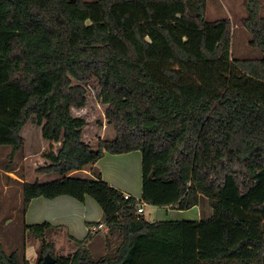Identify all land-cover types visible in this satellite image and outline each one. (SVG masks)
<instances>
[{"label": "trees", "instance_id": "trees-1", "mask_svg": "<svg viewBox=\"0 0 264 264\" xmlns=\"http://www.w3.org/2000/svg\"><path fill=\"white\" fill-rule=\"evenodd\" d=\"M260 58H233L228 18L206 20L207 0H0V146L23 144L34 120L43 139V183L21 182L22 215L33 198L92 197L107 227L106 252L79 241L55 256L47 221L25 224L40 240L30 262L19 250L0 264H264V20L243 0ZM99 87L111 139L83 140V108ZM141 153V197L100 172L74 175L105 152ZM205 197L199 220L146 221L138 202L187 210Z\"/></svg>", "mask_w": 264, "mask_h": 264}, {"label": "rangeland", "instance_id": "rangeland-1", "mask_svg": "<svg viewBox=\"0 0 264 264\" xmlns=\"http://www.w3.org/2000/svg\"><path fill=\"white\" fill-rule=\"evenodd\" d=\"M90 1V0H87ZM259 14L264 20V0H258ZM246 16L243 0H207L206 20L213 21L228 18L230 21V41L233 58H260L261 52L251 46L249 31L242 24ZM87 102L83 108L72 107V114L83 117L87 124L83 129V140L89 142L93 147L96 146L99 138L111 139L115 136L114 129L106 123L104 116L105 105L101 103L99 97V87L95 82L86 85ZM23 138L22 146L12 152L10 146H0V243L5 253L12 250H19L30 262H35L39 256L40 240L33 237L29 231H24L22 226L44 222V216L54 214L58 208V199L52 200L39 197L46 204L38 205V201H33L29 206L27 215H22V187L21 182L43 183L51 178H57L56 174H47L45 170L48 161L43 154L52 149L57 151L59 144L51 143L43 139L40 127L32 119L21 130ZM108 177L112 183L118 184L119 176L127 179L132 187L134 198L139 199L141 190V153L131 151L121 154L104 153V156L95 165ZM85 171L74 172V175H85ZM118 180V181H117ZM68 196H65L67 198ZM74 204H81L84 210H91L90 216H96L102 212L98 203L90 196L82 203L72 197H68ZM67 200V199H65ZM91 204V205H90ZM67 207V206H66ZM199 208L201 213L199 212ZM66 210V209H65ZM171 210L166 206H153L144 204L142 216L146 221H158L165 219H204L211 213V207L207 199L201 197L199 204L187 210ZM64 211V210H63ZM80 211V210H79ZM77 212V211H76ZM59 220L66 224V229H49L45 234V240L54 244L55 256L72 254L77 243L86 236L85 224L80 221L78 216L72 218L73 213L61 212ZM59 227V226H58ZM68 233L75 235V240L68 239ZM107 230L95 232V239L92 240L90 247L93 250L92 257H101L98 252L106 246ZM89 240V239H87Z\"/></svg>", "mask_w": 264, "mask_h": 264}, {"label": "crops", "instance_id": "crops-1", "mask_svg": "<svg viewBox=\"0 0 264 264\" xmlns=\"http://www.w3.org/2000/svg\"><path fill=\"white\" fill-rule=\"evenodd\" d=\"M82 137H83V135H82ZM87 142V141H86ZM104 156V155H103ZM100 160V159H99ZM98 160V161H99ZM97 161V162H98ZM97 162L95 163V164H93V165H90L86 170H83V171H85L86 173L85 174H90L92 171H95V172H100V174H101V177L105 180V181H107L110 185H112L113 187H115V188H117V189H119L123 194H128V195H130L131 197H134L133 196V194H132V187H131V185L129 184V182H128V180L127 179H122V177H120L119 176V181H118V184H116V183H112L109 179H108V177H106V175L103 173V171H101L98 167H96L95 165L97 164ZM53 179H55V178H53ZM52 178L50 179V180H53ZM50 180H48V181H50ZM139 194H140V197H141V190L139 191ZM69 197V196H68ZM65 198V195H63V196H58V197H55V198H53L52 200H55V199H58V202L56 203L57 204V206H56V208H58V211L56 210L55 212H54V214H51V215H45L43 218H44V220L45 221H47V222H49L52 226H51V228L52 229H50V230H54L55 228H58V229H61V228H63V229H66L67 230V226H66V224H71V222L73 223L74 222V220L72 219L71 221H68L67 223H64V220H59L58 218V216H59V214L58 213H65V212H67L68 214H70V212L71 213H73L72 215H71V217L70 218H72V217H74V216H80L79 217V219H80V221L81 222H83L84 224H85V233H86V235L87 234H89L90 235V238H89V240H87L86 242H85V245L88 247V249H89V251H90V253L93 255V250H92V248L90 247V244H91V242H92V240H94L95 238V233H90V228L92 227V226H96L97 224H104V221H103V212H101V213H99L98 215H96V216H90V214H91V210H84L83 208L84 207H82L81 206V204H74V202L72 201V200H70L69 198ZM38 199H40L39 197H36V198H33L31 201H30V203L28 204V207H27V209H26V212H25V216L27 215V212H28V210H29V206L31 205V203H33V201H38V205H40V204H46V202L44 201V200H38ZM65 199H67V200H65ZM137 199V198H136ZM201 199V198H200ZM86 200V197H85V199L83 200V201H78V202H84ZM91 205V204H90ZM67 206V207H66ZM197 206V205H196ZM168 209H171L172 211L173 210H176L174 207H171V206H166ZM66 209V210H65ZM64 210V211H63ZM80 210V211H79ZM77 211V212H76ZM178 211V210H177ZM199 212L201 213V210H200V208H199ZM211 214V213H210ZM165 220H179V219H165ZM195 220H198V219H195ZM159 221V220H158ZM59 226V227H58ZM101 230H103V231H105L104 229H101ZM68 239H70V240H75L76 238V236L75 235H73V234H70V233H68ZM86 237V236H85ZM73 238H75V239H73ZM80 241H82V240H80ZM78 245L77 246H79V241L78 242H76ZM78 247H76V249H77ZM105 252H106V246L104 245L103 246V250L102 251H100V252H98V254L102 257V256H104L105 255ZM101 257H99V258H101ZM98 259V258H97Z\"/></svg>", "mask_w": 264, "mask_h": 264}, {"label": "built area", "instance_id": "built-area-1", "mask_svg": "<svg viewBox=\"0 0 264 264\" xmlns=\"http://www.w3.org/2000/svg\"><path fill=\"white\" fill-rule=\"evenodd\" d=\"M131 196L130 195H128V194H124V198L125 199H127V198H130ZM144 204L145 203H143V202H138L137 203V208H136V213L137 214H142L143 213V206H144ZM101 229H104V230H107V227H106V225L105 224H97L96 226H92L91 228H90V233H95V232H97L98 230H101Z\"/></svg>", "mask_w": 264, "mask_h": 264}, {"label": "water", "instance_id": "water-1", "mask_svg": "<svg viewBox=\"0 0 264 264\" xmlns=\"http://www.w3.org/2000/svg\"><path fill=\"white\" fill-rule=\"evenodd\" d=\"M55 261L56 258L54 256L49 253H46L42 258L41 264H53L55 263Z\"/></svg>", "mask_w": 264, "mask_h": 264}]
</instances>
